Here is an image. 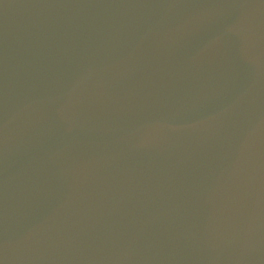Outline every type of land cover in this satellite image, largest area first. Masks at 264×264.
<instances>
[{
	"label": "water",
	"instance_id": "obj_1",
	"mask_svg": "<svg viewBox=\"0 0 264 264\" xmlns=\"http://www.w3.org/2000/svg\"><path fill=\"white\" fill-rule=\"evenodd\" d=\"M0 264H264V0H0Z\"/></svg>",
	"mask_w": 264,
	"mask_h": 264
}]
</instances>
